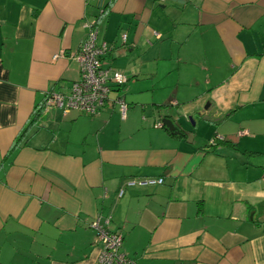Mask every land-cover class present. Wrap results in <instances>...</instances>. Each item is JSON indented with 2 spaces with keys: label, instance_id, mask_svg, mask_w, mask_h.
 Returning a JSON list of instances; mask_svg holds the SVG:
<instances>
[{
  "label": "crops",
  "instance_id": "crops-1",
  "mask_svg": "<svg viewBox=\"0 0 264 264\" xmlns=\"http://www.w3.org/2000/svg\"><path fill=\"white\" fill-rule=\"evenodd\" d=\"M182 1L0 0V264H98V217L135 264H264V0ZM89 23L126 84L44 110Z\"/></svg>",
  "mask_w": 264,
  "mask_h": 264
},
{
  "label": "built area",
  "instance_id": "built-area-1",
  "mask_svg": "<svg viewBox=\"0 0 264 264\" xmlns=\"http://www.w3.org/2000/svg\"><path fill=\"white\" fill-rule=\"evenodd\" d=\"M87 29L86 37L73 57L78 66V79L72 84L67 94L54 91L46 93L44 110L55 108L63 113L77 111L88 116H94L104 106L112 90L115 88L120 89L126 84L127 78L122 73L104 65L103 58L110 48L104 42H97V31L94 23H89ZM125 39L126 35H122L121 40L124 42ZM58 57L59 55H55L53 58L57 59ZM115 101L120 114L124 117L128 108L127 105L122 98ZM155 126L162 128L163 124L159 122ZM220 140H222V137L216 135L209 140L208 145L215 146ZM161 183L162 179H146L144 181H132L128 185L138 184L144 186ZM122 195L123 191L120 190L118 197ZM109 222V218L102 221L98 217L89 224L96 234L95 244L100 246L97 263L135 264L133 260L122 253L123 236L119 232L111 231Z\"/></svg>",
  "mask_w": 264,
  "mask_h": 264
},
{
  "label": "trees",
  "instance_id": "trees-1",
  "mask_svg": "<svg viewBox=\"0 0 264 264\" xmlns=\"http://www.w3.org/2000/svg\"><path fill=\"white\" fill-rule=\"evenodd\" d=\"M112 91H114V89ZM50 92H52V91H50ZM47 93H49V92H47ZM41 113H42V109L36 111L32 115V117L29 119V121L26 123V125L21 129V131L19 132V134L17 135V137L14 141V144L12 146V150L18 148L20 146V144L24 141V139H26L31 128L34 127V125L37 123L39 117L41 116Z\"/></svg>",
  "mask_w": 264,
  "mask_h": 264
},
{
  "label": "water",
  "instance_id": "water-1",
  "mask_svg": "<svg viewBox=\"0 0 264 264\" xmlns=\"http://www.w3.org/2000/svg\"><path fill=\"white\" fill-rule=\"evenodd\" d=\"M171 2H173V3H178V4H183L184 3V1H182V0H170ZM161 123L164 125V127L166 128V129H168L170 132H172V133H175V134H179V131H177L176 129H177V127L175 126V124L171 121V120H169V119H167V118H163L162 120H161Z\"/></svg>",
  "mask_w": 264,
  "mask_h": 264
},
{
  "label": "bare ground",
  "instance_id": "bare-ground-1",
  "mask_svg": "<svg viewBox=\"0 0 264 264\" xmlns=\"http://www.w3.org/2000/svg\"><path fill=\"white\" fill-rule=\"evenodd\" d=\"M164 126V125H163Z\"/></svg>",
  "mask_w": 264,
  "mask_h": 264
}]
</instances>
